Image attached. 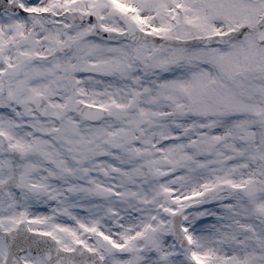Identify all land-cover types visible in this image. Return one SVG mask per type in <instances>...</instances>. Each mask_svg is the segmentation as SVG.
I'll return each instance as SVG.
<instances>
[{"label":"snow or ice","instance_id":"6c2138e0","mask_svg":"<svg viewBox=\"0 0 264 264\" xmlns=\"http://www.w3.org/2000/svg\"><path fill=\"white\" fill-rule=\"evenodd\" d=\"M0 264H264V0H0Z\"/></svg>","mask_w":264,"mask_h":264}]
</instances>
